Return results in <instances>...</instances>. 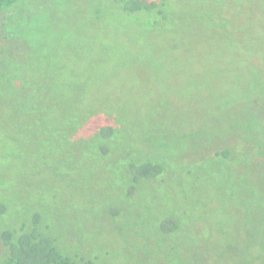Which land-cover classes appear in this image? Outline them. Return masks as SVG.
I'll return each instance as SVG.
<instances>
[{
	"label": "rangeland",
	"instance_id": "obj_1",
	"mask_svg": "<svg viewBox=\"0 0 264 264\" xmlns=\"http://www.w3.org/2000/svg\"><path fill=\"white\" fill-rule=\"evenodd\" d=\"M120 4L15 1L0 225L38 218L97 264H264V0H169L153 26ZM141 160L161 174L128 198ZM168 214L179 230L164 237Z\"/></svg>",
	"mask_w": 264,
	"mask_h": 264
},
{
	"label": "trees",
	"instance_id": "obj_2",
	"mask_svg": "<svg viewBox=\"0 0 264 264\" xmlns=\"http://www.w3.org/2000/svg\"><path fill=\"white\" fill-rule=\"evenodd\" d=\"M15 1L0 0V28H2L0 29V60L6 55L8 57H14L17 50H19L18 44L14 45L10 43L14 36L13 31L10 29V16L19 15L23 9V5L13 9ZM114 1L117 4L121 3L120 6L126 15H139L142 19L148 20L146 23L149 26H153L158 22L160 24L164 23L168 20V15L173 13L169 0ZM5 69L6 67L4 66L0 68L3 79L9 78L10 75H15V73L19 75L18 71H15V73L12 71L10 73L7 70L5 71ZM22 85L20 83L17 86L19 95L25 92ZM111 134V130H108L107 133L102 132L98 140L107 141L111 139ZM102 154H105V151ZM230 154L231 150H218L216 151L215 157L229 162ZM127 167V172L131 175L130 186L127 189L128 198L133 196L139 184L141 185L142 182L156 179L162 171L159 163L152 160L131 161ZM4 213L5 209L3 205H0V216L4 215ZM116 213L118 214L119 212ZM179 223L180 221L178 217H175V214H168L160 220L157 230L162 236L169 237L179 230ZM114 229L120 234L119 241L122 243L124 240H121V227L117 225ZM47 230L48 225H44L41 228L40 221L35 217L30 221V225L25 220L20 221L19 224H15L14 226L0 225V243L5 250L3 253L4 259L0 264H97L96 257L91 258V254L84 253L85 251L82 254L74 253L73 255L62 251L55 239L48 236L46 233ZM127 238L129 239V237ZM170 250L176 251V248L174 249L172 247ZM170 250L168 249V252L165 253L167 256L172 254ZM182 262L177 260L176 264H181Z\"/></svg>",
	"mask_w": 264,
	"mask_h": 264
},
{
	"label": "flooded vegetation",
	"instance_id": "obj_3",
	"mask_svg": "<svg viewBox=\"0 0 264 264\" xmlns=\"http://www.w3.org/2000/svg\"><path fill=\"white\" fill-rule=\"evenodd\" d=\"M0 29H2V28H0Z\"/></svg>",
	"mask_w": 264,
	"mask_h": 264
}]
</instances>
